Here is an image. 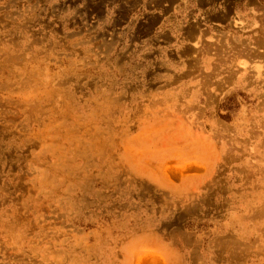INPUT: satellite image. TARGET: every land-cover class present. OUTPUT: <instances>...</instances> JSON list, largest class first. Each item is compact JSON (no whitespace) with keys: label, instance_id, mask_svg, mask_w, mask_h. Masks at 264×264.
Masks as SVG:
<instances>
[{"label":"rangeland","instance_id":"rangeland-1","mask_svg":"<svg viewBox=\"0 0 264 264\" xmlns=\"http://www.w3.org/2000/svg\"><path fill=\"white\" fill-rule=\"evenodd\" d=\"M0 264H264V0H0Z\"/></svg>","mask_w":264,"mask_h":264}]
</instances>
